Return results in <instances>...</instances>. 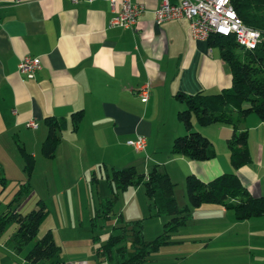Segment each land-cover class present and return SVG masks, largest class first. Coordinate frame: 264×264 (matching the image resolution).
<instances>
[{
	"label": "crops",
	"instance_id": "1",
	"mask_svg": "<svg viewBox=\"0 0 264 264\" xmlns=\"http://www.w3.org/2000/svg\"><path fill=\"white\" fill-rule=\"evenodd\" d=\"M115 1L113 8L110 0H0V177L5 178L0 199L9 182H14L15 194L28 180L17 144L34 156L35 166L38 156H43L47 116L66 121L54 157L47 158L50 165L46 172L50 174L45 178L46 187L52 185L60 195L80 182L100 187L106 173L134 166L145 174L153 167L166 172L183 192L190 174L208 181L220 173L234 172L252 196H264V120L254 113L236 116L238 127L247 130L250 154V162L238 169L229 161L226 140L233 127L228 123L200 125L194 115L190 117L193 130L214 147V158L202 162L171 152L174 138L186 134L177 117L185 108L179 98L198 92L218 93L231 86L229 64L221 58L219 46L210 44L209 38L193 39L185 18L157 24L154 9L161 0H129L143 7L134 29L112 26L110 20L123 0ZM169 1L178 4L182 0ZM25 55L40 59L41 67L32 78L17 71ZM144 84L149 85L146 103L138 95ZM79 111L83 116L74 128L72 115ZM30 119L36 121V128L26 126ZM138 135L146 139L141 152L127 143ZM34 169L28 181L30 197L37 194ZM90 172L96 173V182L91 177L86 180ZM142 189L136 185L118 192L117 199L122 197L123 202L116 223L123 217L129 221L144 217L145 204L149 212ZM89 192L93 198L92 189ZM97 196L99 204L110 197L99 191ZM37 197L36 203L41 199L47 210L39 230L52 212L54 196L50 201ZM130 204L136 212L124 216ZM187 204L186 199L183 206ZM57 209V223L46 231L52 232L66 264H85L77 254H71L73 258L63 255L70 234L63 232L62 222L73 218L64 215L59 206ZM188 214L184 228L189 229L172 233L169 244H189L192 256L200 253L207 264L264 263V215L238 220L231 210L217 204H202ZM158 219L164 223L168 217ZM57 230L61 244L56 241ZM4 233L0 235V264H42L27 260L24 250L15 249L12 232ZM192 264L206 263L200 258Z\"/></svg>",
	"mask_w": 264,
	"mask_h": 264
},
{
	"label": "trees",
	"instance_id": "2",
	"mask_svg": "<svg viewBox=\"0 0 264 264\" xmlns=\"http://www.w3.org/2000/svg\"><path fill=\"white\" fill-rule=\"evenodd\" d=\"M231 3L246 25L260 31L261 39L254 49L248 50L238 45L234 36L210 35V44L219 46L221 58L229 64L231 86L218 93L198 92L179 98L185 103V108L178 112L177 117L186 134L174 138L171 152L202 162L214 158V147L207 137L193 130L190 117L194 115L200 125L228 123L233 127L232 134L226 140L229 161L234 169H238L250 162V154L247 130L238 127L236 116L245 117L254 113L264 120V0H231ZM82 116L81 111L72 115L74 128H77ZM44 123L47 126V135L41 142V153L45 158H53L66 121L60 117L47 116ZM17 148L28 180L13 194L7 210L0 214V235L10 225H14L11 241L15 249L22 252L35 238L47 210L41 199L37 201L36 208L25 214L18 208L32 194L28 181L35 166V158L21 144H17ZM106 175L111 196L102 200L91 221H96V218L103 222L109 220L118 192L136 185H142L149 201V216L168 217L163 223L162 232L152 240H145L143 237L142 219L131 222L119 219V224L113 225V230L119 232H112L106 242L96 248L95 256L108 264H144L150 253H155L161 246L171 243L169 239L172 233L186 223L190 209L202 204L221 205L231 210L238 220L264 215V196H252L234 172L220 173L208 181L193 174L188 175L184 182L188 201L185 206L177 203L174 184L168 174L156 167L147 174L138 171L134 166H128L113 169ZM91 179L97 181L95 172ZM4 182L5 178L0 177L1 186H4ZM92 225L96 226L97 223L92 222ZM60 252V246L56 245L52 232L48 230L34 241L24 255L33 263L66 264Z\"/></svg>",
	"mask_w": 264,
	"mask_h": 264
},
{
	"label": "rangeland",
	"instance_id": "3",
	"mask_svg": "<svg viewBox=\"0 0 264 264\" xmlns=\"http://www.w3.org/2000/svg\"><path fill=\"white\" fill-rule=\"evenodd\" d=\"M39 158L36 159V166L34 169L33 174V181L35 184L36 192L37 194L30 198H25L22 201V204L19 210L22 214H25L29 212L30 210L36 208V199L37 196H41L42 199L51 200L52 195L54 198L53 204H51V213L49 214L48 218L45 219L44 223L40 226V229L38 230V233L36 234L35 238L26 245V248L24 249L23 253L26 252L31 245L34 243V241L37 238H40L44 232L46 231V228H48L50 225L53 226L54 223H57L55 220L56 216L58 217V209L59 206L60 211L67 216L69 215L73 218L71 221L64 220L62 223L64 224V231H68L70 234L67 238L69 241H66L64 243L65 251L63 252V255L68 258H73L71 254H77V257H80L84 259L86 262L85 264H107L106 261H103L102 259L98 258L96 255V248L98 246H101L106 242L109 235L112 232L118 233L119 230H113V225L119 224L116 223L117 216L121 215L122 208L121 203L123 202L122 197L115 200L114 206H113V213L111 215V218L106 221H102L100 218H96V221H91L92 217L95 214L96 207L99 204L97 191L102 192V194H105L107 196H111L108 182L106 179L101 178V185L100 187L96 184H93L90 188V185H85L83 182H80L73 188L69 187V191H66L65 195H60L57 193L58 189H53L52 185H50L49 188L46 187L45 178L46 174H50L46 172V169L49 167L50 160L43 157L38 156ZM92 177V173H88L87 181H90L89 178ZM174 193L177 200V203L179 206H183L184 201H186L187 198L184 200V192L179 191L178 187L174 185ZM92 189L93 192V198L90 197V190ZM16 189H14V182H9V185L6 187L4 191V195H1L2 197L0 199V212L2 210H5L6 204L12 199V194L14 193ZM35 190V189H34ZM66 190V189H64ZM96 191V192H95ZM104 192V193H103ZM144 193V192H143ZM55 196H57V200L59 203L55 204ZM144 199H146L145 196H143ZM186 197V196H185ZM184 200V201H183ZM55 202V203H54ZM147 211L144 217H141L142 219V233L145 240H152L157 235H159L163 230V221H159L157 216L153 217L149 216L148 212V206ZM149 205V204H148ZM135 213L136 210L132 207V204L128 205L125 209L124 216H128L131 213ZM76 217V219H74ZM136 220V219H134ZM133 220V221H134ZM123 222H131L129 219H126L123 217ZM166 221V220H164ZM92 222L97 223L96 226L92 225ZM61 222L59 224H62ZM59 228H62L61 225H59ZM184 225L179 226L178 229H189L188 226ZM177 229V230H178ZM14 230V225H10L6 232L4 233L5 236L7 234H10ZM176 230V231H177ZM59 230L56 231V241L57 244H61L62 237L59 236L60 232ZM175 231V232H176ZM174 233V232H173ZM175 235V234H174ZM173 234L172 239H173ZM66 238V239H67ZM64 242V241H63ZM68 247L70 250H68ZM193 251L191 249V246L189 244H186L184 246H176L173 244L164 245L161 246L155 253H150L149 257H147V260L144 264H192L195 262L196 259L202 258V260L207 264L208 261L205 258V256H202L200 253H195L196 255L192 256Z\"/></svg>",
	"mask_w": 264,
	"mask_h": 264
},
{
	"label": "built area",
	"instance_id": "4",
	"mask_svg": "<svg viewBox=\"0 0 264 264\" xmlns=\"http://www.w3.org/2000/svg\"><path fill=\"white\" fill-rule=\"evenodd\" d=\"M110 3L114 8L116 1L110 0ZM120 5L121 9L116 12L109 24L134 29L143 7L129 0H123ZM232 6L231 0H182L178 4H173L169 0H161L158 8L154 9V20L160 24L167 20L185 18L189 24V34L195 40L208 39L213 34L234 36L238 45L252 50L261 39L260 31L246 25ZM40 65L38 57L25 55L16 67L19 74L32 78L40 69ZM148 86L144 84L138 90L140 100L144 103L149 100ZM26 126L36 128L37 123L30 119L26 122ZM127 143L136 152H141L146 146V139L138 135L135 139L128 140Z\"/></svg>",
	"mask_w": 264,
	"mask_h": 264
}]
</instances>
